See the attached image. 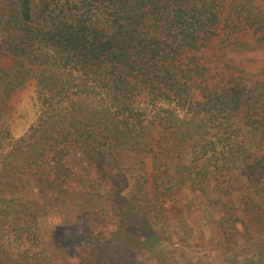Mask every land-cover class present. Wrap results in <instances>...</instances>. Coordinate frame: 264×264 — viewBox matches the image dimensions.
<instances>
[{
	"label": "trees",
	"instance_id": "1",
	"mask_svg": "<svg viewBox=\"0 0 264 264\" xmlns=\"http://www.w3.org/2000/svg\"><path fill=\"white\" fill-rule=\"evenodd\" d=\"M246 30L264 42V0H1L0 107L33 79L38 115L0 149V264H57L51 236L38 233V202L85 192L91 174L110 185L119 225L148 241L186 184L203 190L247 165L264 194V149L249 162L242 138L247 130L264 140V67L235 76L219 60L217 80L203 62L213 39ZM155 128L186 144L190 162L154 167L150 189L144 174L130 183L115 150L144 153ZM100 224L69 230L79 264H130ZM154 261L180 264L168 252Z\"/></svg>",
	"mask_w": 264,
	"mask_h": 264
},
{
	"label": "rangeland",
	"instance_id": "2",
	"mask_svg": "<svg viewBox=\"0 0 264 264\" xmlns=\"http://www.w3.org/2000/svg\"><path fill=\"white\" fill-rule=\"evenodd\" d=\"M39 1L34 0V4H39ZM259 37L260 33L249 30L237 35L221 34V42L216 37L206 47L203 62L216 74L217 80L220 78L219 60L227 62L231 66L230 73L235 76L238 69L256 72L264 67V42L259 41ZM11 63L9 57L1 59L5 68ZM224 74L228 76L229 73ZM37 115L35 82L30 79L10 95L5 110L0 107V149L5 148L11 138L22 136ZM243 116V111L239 112L238 126H242ZM242 134L245 146L252 152L249 160L252 162L262 153L264 140L260 134L247 130H243ZM145 150L144 153H132L117 149L115 158L130 183L134 181V176L144 174L150 189L154 188V167L190 162L186 144L158 128L151 131ZM154 153L160 154L154 158ZM142 162L145 167L140 170ZM244 166L235 173L211 180L212 184L204 183L203 190L197 184H186L173 204L163 205L162 210L167 212L169 222L162 227L164 232L159 238L153 237L148 241L142 232L127 230L119 225L114 213L117 209L112 206V195L108 192L110 185H105L104 177L97 181L98 175L92 177V174L84 181L85 192L54 194L38 202V207L44 208L45 212L37 219L38 233L51 236L57 264L81 262L79 246L73 243L69 230H79L84 224L93 229L94 221L101 223V228L96 227L101 239L104 242L112 240L109 244L116 248V243L120 244L119 252L131 260L130 264H155V257L161 252H168L180 264H264V194L261 187H255L261 184L259 175L251 184V172L247 165ZM107 170L110 174L115 171L112 167ZM84 211L91 214H83ZM90 243L89 246H92ZM65 250L67 252L63 255ZM75 254L78 259L73 262Z\"/></svg>",
	"mask_w": 264,
	"mask_h": 264
}]
</instances>
